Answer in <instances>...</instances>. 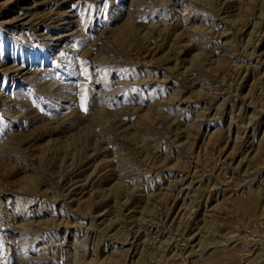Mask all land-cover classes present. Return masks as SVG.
Wrapping results in <instances>:
<instances>
[{
    "label": "rangeland",
    "instance_id": "374dc122",
    "mask_svg": "<svg viewBox=\"0 0 264 264\" xmlns=\"http://www.w3.org/2000/svg\"><path fill=\"white\" fill-rule=\"evenodd\" d=\"M0 264H264V0H0Z\"/></svg>",
    "mask_w": 264,
    "mask_h": 264
}]
</instances>
